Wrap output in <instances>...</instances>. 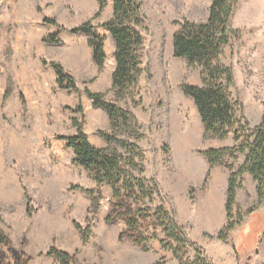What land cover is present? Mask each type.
I'll return each mask as SVG.
<instances>
[{
  "label": "rangeland",
  "instance_id": "374dc122",
  "mask_svg": "<svg viewBox=\"0 0 264 264\" xmlns=\"http://www.w3.org/2000/svg\"><path fill=\"white\" fill-rule=\"evenodd\" d=\"M104 1L96 17L98 0H0V233L31 264H60L48 255L52 248L75 256L76 264H180L166 248L179 245L157 227L155 211L162 207L213 264H264V201L248 173L236 194L235 228L220 237L227 224L228 180L245 156L227 155L210 165L203 153L230 151L234 138L206 135L195 100L183 92L186 85L201 86V68L177 58L173 50L179 24L205 22L212 0H140L142 74L123 96L112 82L116 42L104 28L113 16V1ZM237 5L232 18L237 33L221 59L233 71L231 92L242 105L243 121L256 127L264 111V0H239ZM45 18L65 30L90 22L104 39V65L94 63L87 35L66 31L59 43H44L43 38L59 31L45 25ZM44 60L60 64L76 90H60L55 69ZM87 89L128 112L129 129L113 131L108 113L93 107ZM74 120L97 149L126 160L134 157L135 177L157 188L139 231L143 245L120 240L129 231L126 223L106 221L112 188L97 186L74 164L72 150L55 140L77 134ZM73 186L99 190L98 208ZM75 223L87 232L86 241ZM181 255L191 259L195 250L185 248Z\"/></svg>",
  "mask_w": 264,
  "mask_h": 264
},
{
  "label": "trees",
  "instance_id": "16d2710c",
  "mask_svg": "<svg viewBox=\"0 0 264 264\" xmlns=\"http://www.w3.org/2000/svg\"><path fill=\"white\" fill-rule=\"evenodd\" d=\"M113 16L104 28L110 33L116 42L114 57L116 69L112 76L113 88L120 96L131 93L138 84L142 74L140 67L139 50L143 43V37L138 31L142 24V4L140 0H112ZM239 0H212L211 8L205 22L193 23L185 20L180 23L179 31L174 35L173 50L177 58L186 60L191 66L201 68L202 84L199 87L186 85L183 87L185 95L195 100L197 109L200 111L202 124L205 127L206 135H212L216 139H227L232 135L234 147L230 151L217 150L204 152L210 165L215 166L218 161L229 155L235 157L237 154L244 155L245 160L241 169L233 172L228 180L227 190V224L223 233L235 228L233 223V208L236 201V194L241 187V177L250 174L257 184L256 193L260 202L264 201V111L260 124L251 127L244 122L242 105L235 101L231 88L235 85L233 71L222 62L224 48L231 45L232 38L237 32L232 28V18L236 12ZM99 11L96 17H100L104 11L105 1L98 0ZM45 25L54 26L59 29L56 33L43 38V42L49 45L60 42V35L69 31L73 35H87L89 46L92 49L93 60L101 68L106 59L103 51L104 39L95 34L90 22L84 23L81 27L65 30L53 19H44ZM43 64L55 69L56 83L63 91L76 90V83L70 74L58 63ZM87 94L93 99V107L103 108L109 115L110 127L116 133L129 129L130 121L128 112L112 107L104 102L102 94H93L87 89ZM78 113H82L80 110ZM74 126L78 132L74 136H55V140L66 144L67 149L72 150L74 164L88 172L97 186L107 185L112 188V199L107 223L113 224L117 221H124L129 231L120 236L121 241L133 240L143 245L139 236L141 223L148 218L149 204L157 188L152 189L145 180L135 177L132 169H135L134 157L126 160L105 149H97L89 142L81 125L74 120ZM101 135L110 144L111 137L105 133ZM125 162V163H124ZM233 171L232 168H230ZM75 191L86 193L92 208L95 210L100 204V191L83 189L73 186ZM254 212H251V215ZM30 214V211H28ZM158 217L157 227L163 229L169 240L178 244L166 246L173 253V257L180 261V264H213L195 244L189 243L185 234L171 217L160 207L155 211ZM75 229L82 234L84 241L88 234L77 223ZM185 248H193L195 255L191 259L184 260L181 252ZM237 254V249L235 248ZM50 256L58 258L62 264H71L72 259L68 254L56 251L54 248L49 252ZM29 259L22 250L15 248L7 236L0 233V264H29Z\"/></svg>",
  "mask_w": 264,
  "mask_h": 264
},
{
  "label": "flooded vegetation",
  "instance_id": "af4514ba",
  "mask_svg": "<svg viewBox=\"0 0 264 264\" xmlns=\"http://www.w3.org/2000/svg\"><path fill=\"white\" fill-rule=\"evenodd\" d=\"M53 249V248H52ZM55 249V248H54ZM51 250V249H50ZM56 251H59V252H61V253H65V254H68V253H66V252H64V251H60V250H58V249H55ZM23 251V250H22ZM50 252V251H49ZM23 253H24V251H23ZM25 254V253H24ZM26 255V254H25ZM48 255H49V253H48ZM70 257H71V259H72V262H71V264H76L77 263V261H76V258H75V256H71L70 254H68ZM50 256V255H49ZM50 257H53V256H50ZM28 259H29V262H30V258L29 257H27ZM53 258H55V257H53ZM56 260H58L59 262H60V264H62V261H60L58 258H55ZM29 264H31V262L29 263Z\"/></svg>",
  "mask_w": 264,
  "mask_h": 264
},
{
  "label": "bare ground",
  "instance_id": "6f19581e",
  "mask_svg": "<svg viewBox=\"0 0 264 264\" xmlns=\"http://www.w3.org/2000/svg\"><path fill=\"white\" fill-rule=\"evenodd\" d=\"M199 131H200V130H199ZM196 133H197V132H196ZM200 135H201V134L199 133L198 136L200 137ZM200 160H202V159H200ZM202 162H203V161H202Z\"/></svg>",
  "mask_w": 264,
  "mask_h": 264
}]
</instances>
